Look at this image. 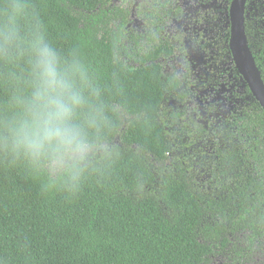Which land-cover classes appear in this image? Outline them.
Returning <instances> with one entry per match:
<instances>
[{
    "label": "trees",
    "instance_id": "1",
    "mask_svg": "<svg viewBox=\"0 0 264 264\" xmlns=\"http://www.w3.org/2000/svg\"><path fill=\"white\" fill-rule=\"evenodd\" d=\"M226 1L212 16L200 74L182 33L153 41L136 68L119 61L127 13L110 30L108 0H28L47 39L64 56L77 53L98 90L78 119L94 107L102 116L88 130L74 193L46 188V170L0 153V264H215V257L244 264L251 257L264 239V111L232 62ZM244 28L264 83V0H247ZM171 48L182 60L179 74L159 63ZM17 90H28L26 62L0 59V112Z\"/></svg>",
    "mask_w": 264,
    "mask_h": 264
},
{
    "label": "clouds",
    "instance_id": "2",
    "mask_svg": "<svg viewBox=\"0 0 264 264\" xmlns=\"http://www.w3.org/2000/svg\"><path fill=\"white\" fill-rule=\"evenodd\" d=\"M0 59L25 61L28 82L27 92L15 91L0 112V153L46 170V188L60 184L74 193L85 171L88 130L102 116L94 107L78 119L99 94L87 65L77 53L64 56L52 45L28 0H6L0 9Z\"/></svg>",
    "mask_w": 264,
    "mask_h": 264
},
{
    "label": "rangeland",
    "instance_id": "3",
    "mask_svg": "<svg viewBox=\"0 0 264 264\" xmlns=\"http://www.w3.org/2000/svg\"><path fill=\"white\" fill-rule=\"evenodd\" d=\"M107 27L114 30L120 23L121 12L127 13L128 25L125 39L117 52V58L129 68L138 67L139 56L143 55L153 41L161 42L164 37L182 33L187 59L202 73L201 59L211 51L213 31L212 16H216L215 5L225 0H108ZM180 12L181 17L176 14ZM219 15V14H218ZM178 17V18H177ZM223 17V15H222ZM171 47V45H170ZM165 73H180L182 60L171 48L167 60H159ZM122 121L126 117L121 115ZM117 142V140H116ZM89 151V149H88ZM88 153V152H87ZM215 264H223L221 258H214ZM244 264H264V239L256 246L251 257Z\"/></svg>",
    "mask_w": 264,
    "mask_h": 264
},
{
    "label": "water",
    "instance_id": "4",
    "mask_svg": "<svg viewBox=\"0 0 264 264\" xmlns=\"http://www.w3.org/2000/svg\"><path fill=\"white\" fill-rule=\"evenodd\" d=\"M247 0H232L229 5L228 48L235 69L245 81L252 96L264 111V83L247 43L244 10Z\"/></svg>",
    "mask_w": 264,
    "mask_h": 264
},
{
    "label": "flooded vegetation",
    "instance_id": "5",
    "mask_svg": "<svg viewBox=\"0 0 264 264\" xmlns=\"http://www.w3.org/2000/svg\"><path fill=\"white\" fill-rule=\"evenodd\" d=\"M232 1V0H231ZM231 1H230V3H231ZM226 3H227V1L225 0L223 3H219V5L217 6V5H215L214 6V9H217L218 8V12L221 14V11H222V8L225 10L226 9ZM230 5V4H229ZM228 10H229V8H228ZM176 14L179 16V17H181V15L182 14H180V12H178L177 13V11H176ZM178 18V17H177ZM228 23H229V16H228ZM233 62V61H232ZM235 67V66H234Z\"/></svg>",
    "mask_w": 264,
    "mask_h": 264
}]
</instances>
